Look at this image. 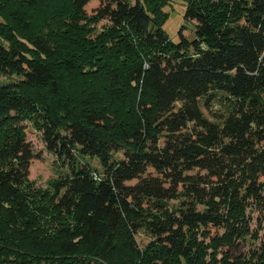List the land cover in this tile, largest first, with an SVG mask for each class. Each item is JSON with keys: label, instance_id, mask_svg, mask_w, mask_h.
I'll return each instance as SVG.
<instances>
[{"label": "trees", "instance_id": "trees-1", "mask_svg": "<svg viewBox=\"0 0 264 264\" xmlns=\"http://www.w3.org/2000/svg\"><path fill=\"white\" fill-rule=\"evenodd\" d=\"M92 1L0 0V264H264V0Z\"/></svg>", "mask_w": 264, "mask_h": 264}, {"label": "rangeland", "instance_id": "rangeland-1", "mask_svg": "<svg viewBox=\"0 0 264 264\" xmlns=\"http://www.w3.org/2000/svg\"><path fill=\"white\" fill-rule=\"evenodd\" d=\"M189 0H170L169 6L165 9L169 13V19L165 25V30L174 42L180 40V29L183 31V35L192 38L194 31V24L185 20V12ZM100 3V0H93L88 6V11L91 12ZM102 24L95 26L100 30ZM8 78L0 76V85L7 84ZM217 106L216 108H218ZM27 141L33 147L35 154L34 159L31 162L30 167V180L34 181L38 187L46 189L49 187V182L59 179L70 172V165L66 161L61 163L59 158L48 152L46 146L42 140V133L37 131L31 123H25ZM91 163L101 171L100 164L97 160L91 161ZM251 233L256 238L248 237L246 241L239 242L233 248H226L223 251L229 252V254L236 258L241 255H248L256 246H260L264 243V219L258 216L257 212L252 214L250 220ZM137 241L143 247L150 242V237L143 231L137 234ZM222 255H220V258Z\"/></svg>", "mask_w": 264, "mask_h": 264}]
</instances>
